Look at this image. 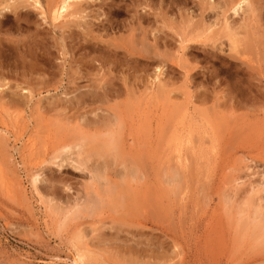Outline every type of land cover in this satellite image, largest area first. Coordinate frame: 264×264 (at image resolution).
I'll list each match as a JSON object with an SVG mask.
<instances>
[{
  "label": "rangeland",
  "instance_id": "1",
  "mask_svg": "<svg viewBox=\"0 0 264 264\" xmlns=\"http://www.w3.org/2000/svg\"><path fill=\"white\" fill-rule=\"evenodd\" d=\"M240 1L0 3V264H264V0Z\"/></svg>",
  "mask_w": 264,
  "mask_h": 264
},
{
  "label": "bare ground",
  "instance_id": "2",
  "mask_svg": "<svg viewBox=\"0 0 264 264\" xmlns=\"http://www.w3.org/2000/svg\"><path fill=\"white\" fill-rule=\"evenodd\" d=\"M3 1H7V0H0V3H3ZM9 1V0H8ZM13 2V5H11L10 4V2H8L9 3V5H5L4 6V9H6V10H9V15L11 16H13L14 18H16L17 19V17H19L20 15H23L24 13H25V9L26 8H28V7H32V8H34V10L35 9H42V4H40V2H39V0H19V2H15L14 3V0H12ZM82 0H47V2H48V5H46V7L47 8H45V9H47V12H50V13H52V17H53V19H54V21H58L59 19H65V18H67V17H73V16H79V17H81V15L80 14H82L83 12H84V10H85V8L82 6L83 5V2H81ZM244 2H246L245 0L244 1H240V2H238V3H236L233 7H232V11H235V12H237L238 10H239V8L242 6V4L244 3ZM45 4H46V2H45ZM1 5V4H0ZM11 5V6H10ZM206 5V4H205ZM8 6H10V7H8ZM89 6V5H88ZM45 7V6H44ZM1 9H2V7H1ZM125 9V8H124ZM204 10V9H203ZM40 14H43L42 12L40 13ZM38 15V14H37ZM36 15V16H37ZM46 15V14H45ZM8 16V15H7ZM30 16V15H29ZM47 17V16H46ZM8 18H9V16H8ZM40 18H41V16H40ZM81 18H83V17H81ZM48 19V18H47ZM10 20V19H9ZM45 20V19H44ZM64 23H65V21H64ZM58 24V23H57ZM76 24V23H75ZM60 26H62V24L60 23L59 24ZM57 26V25H56ZM59 26V27H60ZM71 26V25H70ZM53 27H55V25L53 26ZM65 27H66V25H65ZM69 27V26H68ZM231 27V26H230ZM86 28V27H85ZM208 28V27H207ZM206 28V29H207ZM87 29H88V27H87ZM86 29V30H87ZM29 45V44H28ZM181 50V49H180ZM125 86V85H124ZM112 87V86H111ZM121 87V86H120ZM146 87V86H145ZM147 88V87H146ZM148 89V88H147ZM21 90H22V88H21ZM116 90V89H115ZM149 90H151V89H149ZM109 91V90H108ZM126 91H127V89H126ZM117 92H118V90H117ZM129 92V91H128ZM152 92V91H151ZM126 93V92H125ZM130 93V92H129ZM111 94H116L117 95V93H111ZM118 94H119V92H118ZM144 94V93H143ZM114 96V95H113ZM127 97V96H126ZM116 98V97H115ZM129 98V97H128ZM103 99H106V98H104L103 97ZM109 99H110V97H109ZM94 101V100H93ZM54 103V102H53ZM14 114V113H13ZM112 118H113V121H117L118 122V120H117V118H116V116L115 115H112L111 116ZM121 120H123V118L121 119ZM120 120V121H121ZM112 121V122H113ZM104 124H106L105 122H104ZM111 125L113 126V123L112 124H110L109 126L111 127ZM123 125V124H122ZM107 126V125H106ZM99 126H97V128H98ZM116 127V126H115ZM107 129H108V127H107ZM109 130V129H108ZM102 131V130H101ZM113 131H114V129H113ZM116 131V130H115ZM104 134V133H103ZM110 134H111V132H110ZM115 136V135H114ZM119 139V138H118ZM106 142V141H105ZM113 142V141H112ZM65 143V142H64ZM107 143V142H106ZM109 144H111V143H109ZM109 144H108V146H109ZM68 145H70V144H68ZM107 146V145H106ZM117 146V145H116ZM74 147H75V145H74ZM96 148V147H95ZM103 148V147H102ZM106 148V147H105ZM109 148H111L110 146H109ZM60 150H63L64 151V153L66 154V153H68L70 150H71V148L70 147H68V146H62L61 148H59ZM79 150H81V148H79ZM104 150V149H103ZM105 150H108V149H105ZM52 151V150H51ZM55 151V150H54ZM77 151V150H76ZM94 151H96V150H94ZM99 151H101V150H99ZM82 152V151H81ZM98 152V151H97ZM96 152V153H97ZM109 152H111V151H109ZM53 153V152H52ZM95 153V152H94ZM106 153V152H105ZM108 153V152H107ZM69 154V153H68ZM72 154V153H71ZM99 154V153H98ZM97 154V155H98ZM101 154V153H100ZM99 154V155H100ZM111 154V153H110ZM109 154V155H110ZM101 156V155H100ZM55 157V156H54ZM53 157V158H54ZM83 157V156H82ZM85 158L87 157V156H84ZM89 157V156H88ZM98 157V156H97ZM65 158V157H64ZM77 158V157H76ZM74 159V158H73ZM72 159V160H73ZM78 159V158H77ZM56 160H58V158L56 157ZM69 160V159H68ZM76 160V159H75ZM74 160V161H75ZM126 160V159H125ZM60 161V160H59ZM89 161V160H88ZM45 162V161H44ZM83 161H79V162H77V164H78V166H83L84 165V163H82ZM129 162V161H128ZM62 163H63V161H62ZM89 163V162H88ZM43 164V163H42ZM61 164V163H60ZM38 166V165H37ZM41 166V165H40ZM77 166V165H76ZM125 167V166H124ZM80 168V167H79ZM83 168V167H82ZM105 164L104 163H101V162H95L94 163V160H93V163H92V165L90 166V167H88V166H86V169L88 170V172H89V174H90V177L92 178V179H96L97 181H102L103 180V175H104V171H105ZM134 168H136V167H134ZM134 168H132L131 167V169H130V171H128V173L130 174H132V175H135L136 174V169H134ZM74 169V168H73ZM107 169V168H106ZM107 171V170H106ZM126 172V170L125 169H123L120 173H119V176L120 177H123L124 176V173ZM107 172H105V174H106ZM126 174V173H125ZM130 174V175H131ZM32 175H34V174H32ZM136 177V176H135ZM176 177H177V175H176ZM89 179V178H88ZM37 180H38V175L36 174L34 177H33V180H32V182H33V184L35 185L36 184V182H37ZM93 181V180H92ZM92 181H91V184H92ZM124 181V180H123ZM173 181V180H172ZM95 183H96V181H95ZM110 183V182H109ZM102 184V183H101ZM104 185V184H103ZM100 188V190H101V187H99ZM109 189H111V188H109ZM108 189V190H109ZM35 190V189H34ZM33 190V191H34ZM37 191V190H36ZM36 191H34V192H36ZM110 191V190H109ZM90 193V192H89ZM35 194V193H34ZM100 194V193H99ZM104 194V193H103ZM39 195V194H38ZM94 195H96V194H94ZM40 196V195H39ZM102 196V195H101ZM92 198V197H91ZM93 199H95V196H94V198ZM81 200V199H80ZM79 200V201H80ZM87 200H90V199H88L87 198ZM44 201V200H43ZM78 201V200H77ZM78 201V202H79ZM89 202H91V201H89ZM99 201L98 200H94L93 201V204L94 203H98ZM262 202V201H261ZM82 203V202H81ZM48 204H49V207L51 208V209H53L54 211H56V212H58V213H61V214H64V213H67V212H77L78 210L76 209V207L78 206V204L76 203V204H74L73 206H70V205H65L64 207H62L61 205H62V203L59 201V200H57V199H55L54 197H51L49 200H48ZM80 204V203H79ZM83 204V203H82ZM93 206V205H92ZM91 207V206H90ZM98 207V206H97ZM92 208H95V207H92ZM84 209V208H83ZM75 210V211H74ZM77 210V211H76ZM82 210V209H81ZM80 210V211H81ZM90 210H92V209H90ZM256 210V209H255ZM49 212V211H48ZM79 212V211H78ZM54 213V212H53ZM72 214V213H71ZM255 214H259V217H261L262 216V214L259 212V210H257L256 212H255ZM53 215V214H52ZM68 215V214H67ZM77 215V214H76ZM253 220V219H252ZM66 221H67V219H66ZM260 223V222H259ZM253 232H254V230H253ZM76 234V233H75ZM76 236V235H75ZM74 236V237H75ZM83 237L84 236H82L81 235V233H78V235L76 236V239L78 240V241H80V240H82L83 239ZM72 239H74V238H72ZM74 241H75V239H74ZM76 243H78L77 241H76ZM82 243V242H81ZM79 244V243H78ZM74 246V245H73ZM83 246V245H82ZM74 247H76V246H74ZM73 247V248H74ZM77 247H80V246H77ZM84 247H85V245H84ZM87 247V246H86ZM88 248V247H87ZM82 250H83V248L82 249H80V250H78V253H77V257H76V260H78V262L80 261V262H82V261H86L85 259H84V257H85V254L82 252ZM88 250H89V248H88ZM86 251V250H85ZM88 252H90V251H87V255H88ZM87 258H89L88 256H87ZM90 258H92V257H90ZM84 259V260H83ZM75 261V260H74ZM83 263V262H82ZM86 263V262H85ZM80 264V263H79ZM89 264V263H88Z\"/></svg>",
  "mask_w": 264,
  "mask_h": 264
}]
</instances>
